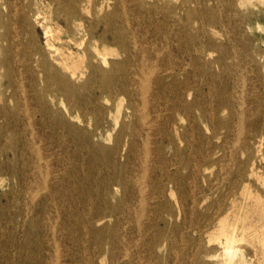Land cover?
I'll return each mask as SVG.
<instances>
[{"label":"rangeland","instance_id":"1","mask_svg":"<svg viewBox=\"0 0 264 264\" xmlns=\"http://www.w3.org/2000/svg\"><path fill=\"white\" fill-rule=\"evenodd\" d=\"M183 1L0 0V264H264V0Z\"/></svg>","mask_w":264,"mask_h":264},{"label":"bare ground","instance_id":"2","mask_svg":"<svg viewBox=\"0 0 264 264\" xmlns=\"http://www.w3.org/2000/svg\"><path fill=\"white\" fill-rule=\"evenodd\" d=\"M133 1H135V0H133ZM153 1H155V3H154V5L152 6H150L148 9H147V11H148V13H157L158 12V8H157V6H156V3H158L159 1H161V0H153ZM207 1H209V0H196V2L194 1V0H192V2H194L195 4H197V10H189V9H186V13L185 14H191L192 13V11L195 13V15L197 14V15H199L200 17H198L197 19H196V22L198 23V24H200V26L201 27H203V26H205V25H214V24H216L212 19H210V18H206V17H204L203 16V14L204 13H209V10H208V7L206 6L205 8L200 4L201 2H207ZM184 3H187L185 0L181 3V8L184 6L183 4ZM215 3V2H214ZM165 4H168V2H165ZM161 8H163V7H161ZM174 9H176V7L174 6ZM111 18H113V15H110V14H107V16H105V23H104V26H103V29H102V32H100V34H99V36H98V42H107V41H109V39H108V37H109V34H111L110 33V29H112L111 28V26H110V23H109V21H110V19ZM163 19L166 21L167 20V14L164 12L163 13ZM37 23V22H36ZM35 23V24H36ZM202 30V28L200 29V28H197V31H201ZM111 38V40L112 41H116V42H119L120 41V39H121V33L120 32H118V33H115V35L114 36H112V37H110ZM195 42V37H192V38H187V43L188 44H190L191 45V43L193 44ZM206 42V41H205ZM204 42V43H205ZM15 52H17V51H15ZM162 53V52H161ZM131 54V53H130ZM129 55H125V58H124V63H128L129 62V57H128ZM102 60L103 61H105V58H104V56H103V58H102ZM26 61V60H25ZM147 62V61H146ZM144 64H146V63H144ZM152 64V63H151ZM154 64V63H153ZM150 65V64H149ZM148 65V66H149ZM147 67V66H146ZM150 67H151V65H150ZM149 67V68H150ZM155 67V66H154ZM143 68V67H142ZM64 69L65 70H67L68 72H69V74L71 75V76H74L75 75V70H74V68L73 69H71L70 67H68L67 65H64ZM146 69V68H145ZM157 69V68H156ZM209 69V68H208ZM120 70V69H119ZM136 71L137 70H134V69H131V70H129V71H127V69H125L124 70V73H123V76L124 77H120V79H118V86L120 85V86H122V82H123V79L125 80V81H127L128 80V78L129 77H127V75H129V74H131L132 76H135V74H136ZM139 73H140V75H139ZM137 77L139 76V83H140V88L142 89V90H144V91H146V90H150L151 88H152V86H153V88L152 89H155V93L156 94H164V95H166L167 94V92H168V94H172L173 93V91H174V89H169V85H167L166 83H165V81H164V77L162 76H157V73L154 71V70H147V72L144 74V72L143 71H139L138 72V75H136ZM166 77V76H165ZM167 77H170L171 78V80H173L172 81V86H174V87H179V83H177V81H175V79H174V76H173V74H168L167 75ZM130 79V78H129ZM139 86V85H138ZM242 89V88H241ZM122 90H123V87H122ZM149 92V91H148ZM240 92H241V90H240ZM242 93V92H241ZM241 95V94H240ZM145 97V96H144ZM146 98V97H145ZM243 99V98H242ZM148 100V99H147ZM238 102V101H237ZM146 105V104H145ZM144 105V106H145ZM239 107V106H238ZM145 111V110H144ZM38 112V111H37ZM238 116H240V115H238ZM29 118V117H28ZM147 118V117H146ZM145 118V119H146ZM236 127H237V125H235ZM235 127V128H236ZM242 126H240V129H242L241 128ZM153 128V127H152ZM239 129V128H238ZM149 131V130H148ZM243 131V130H242ZM239 136V135H238ZM145 139V138H144ZM239 141V140H238ZM35 142V141H34ZM40 142V141H39ZM235 143V142H234ZM233 143V144H234ZM36 145V144H35ZM236 145V144H235ZM207 151V150H206ZM148 152H149V150H148ZM147 152V153H148ZM40 153V152H39ZM230 156V155H229ZM229 163V162H228ZM147 164V163H146ZM222 164V163H221ZM145 165V164H144ZM144 167V166H143ZM145 168V167H144ZM143 168V169H144ZM44 169V168H43ZM147 169V168H146ZM40 170H41V167H40ZM148 170V169H147ZM222 172V171H221ZM226 172V171H225ZM146 173V172H145ZM225 174H228V173H225ZM42 177V176H41ZM145 179H146V177H145ZM44 181V180H43ZM140 182H142L141 180H140ZM143 183V182H142ZM46 185V184H45ZM142 186V185H141ZM45 187V186H44ZM47 187V186H46ZM144 187V186H143ZM142 187V188H143ZM146 188H147V186H146ZM246 190V189H245ZM143 191V190H142ZM145 191H146V189H145ZM38 192V191H37ZM41 192V191H40ZM39 192V193H40ZM32 194V193H31ZM30 194V195H31ZM36 194V193H35ZM144 194V193H143ZM32 196V195H31ZM30 196V197H31ZM32 198V197H31ZM144 198V197H143ZM143 198H142V200H143ZM33 202V201H32ZM143 202V201H142ZM31 203V202H30ZM28 210V209H27ZM217 213H219V212H217ZM141 220V219H140ZM238 221H240V219L238 220ZM56 223V222H55ZM54 223V224H55ZM236 223V222H235ZM52 229V228H51ZM245 230H242L241 231V233L240 234H238L237 233V231H236V228L234 227V226H232V227H230V229L229 230H227V228H224V226L221 224V227H220V229H219V232H218V234H217V236L220 238V236H222L223 238H224V244H223V249H224V259H223V264H232V263H234L233 261L235 260V258L238 256V251H239V249L237 248V246H236V243L238 242V241H242L243 239H244V237H245V232H244ZM252 232H254L255 233V231L253 230ZM256 237L257 238H263V239H261V241H262V245L264 246V234H260L259 236H257L256 235ZM54 240V239H53ZM57 242V241H56ZM212 248V247H211ZM210 248V249H211ZM55 251H57L56 249H55ZM125 253V252H124ZM241 255V254H240ZM123 257V256H122ZM188 258H190V257H188ZM52 263V262H51ZM145 263V262H144ZM247 262L244 260V258L243 257H241L240 258V260H239V264H246ZM191 264V263H190Z\"/></svg>","mask_w":264,"mask_h":264}]
</instances>
